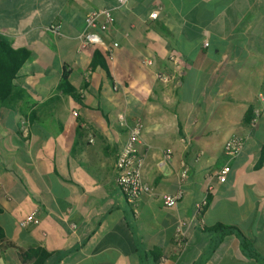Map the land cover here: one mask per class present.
I'll use <instances>...</instances> for the list:
<instances>
[{
	"label": "crops",
	"instance_id": "crops-1",
	"mask_svg": "<svg viewBox=\"0 0 264 264\" xmlns=\"http://www.w3.org/2000/svg\"><path fill=\"white\" fill-rule=\"evenodd\" d=\"M103 9L99 67L81 34ZM0 37L29 51L0 102V227L18 248H0V264H31L19 254L34 247L44 264H264V0H0ZM135 118L153 191L128 203L114 165ZM231 136L243 147L227 162ZM35 209L39 223L19 227Z\"/></svg>",
	"mask_w": 264,
	"mask_h": 264
},
{
	"label": "built area",
	"instance_id": "built-area-1",
	"mask_svg": "<svg viewBox=\"0 0 264 264\" xmlns=\"http://www.w3.org/2000/svg\"><path fill=\"white\" fill-rule=\"evenodd\" d=\"M129 0H116L118 7H123L127 5ZM151 18L156 17V12L150 15ZM101 18L103 21H100ZM112 17L110 10L103 9L98 11H92L88 13L84 20V30L81 34L83 42L88 46H99L101 48L107 49L103 42L102 34L106 30L107 26L111 23ZM50 31L58 33L61 30L59 24L52 25L49 27ZM117 43H113V47H117ZM205 46L207 44L205 43ZM146 66L151 65L150 60L144 62ZM156 78L168 81L169 76L165 74H157ZM264 103V97L261 98ZM73 115H76L73 113ZM141 133H142V122L135 118L127 126V136L124 143L120 146L116 154L115 160V172H116V185L119 188L125 200L128 203H134L137 198L141 195H151L152 188L144 183L141 179L140 174V163H139V146L141 144ZM87 140L89 144L93 143L92 134L87 135ZM243 147L242 139L238 136H231L223 146V155L227 162L233 160L238 156ZM229 166L224 165L215 174L217 181L223 183L226 181L227 174L229 173ZM185 176L183 172L182 177ZM1 189V187H0ZM183 192L179 188L178 191L173 194H162L160 196L161 202L165 207L172 208L175 207L178 201L182 198ZM199 207V206H198ZM38 210H33L26 214L24 218L18 223L19 227L25 228L28 225H37L39 223L37 212ZM175 239L178 243L183 242V231L181 225H179L175 231Z\"/></svg>",
	"mask_w": 264,
	"mask_h": 264
},
{
	"label": "trees",
	"instance_id": "trees-1",
	"mask_svg": "<svg viewBox=\"0 0 264 264\" xmlns=\"http://www.w3.org/2000/svg\"><path fill=\"white\" fill-rule=\"evenodd\" d=\"M29 56V51L26 49H13L11 45L0 37V102L6 100L13 91V80L15 79L18 70L25 62ZM92 62L93 64L103 67L102 63L105 61V57L100 51L99 46H94L92 52ZM60 90L65 92L71 98L76 99V94L73 88L69 85L67 81L66 72L62 74V81L59 87ZM253 117V107H249L247 112L243 117V122L245 124H250ZM264 162V143L261 146L259 153L258 165ZM213 230H218L220 232H233L234 228L218 226ZM240 247L243 253L249 251V244L247 241L240 237ZM0 248L2 249H18L14 244L9 242L0 227ZM51 257V254L47 253L43 248L34 247L30 248L25 253H20L19 258L24 263V261H29L31 264H44L47 259Z\"/></svg>",
	"mask_w": 264,
	"mask_h": 264
}]
</instances>
